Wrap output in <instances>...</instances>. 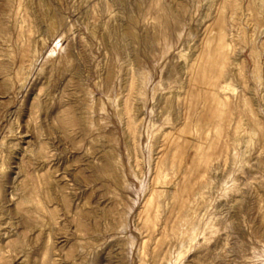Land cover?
I'll use <instances>...</instances> for the list:
<instances>
[{
	"label": "rangeland",
	"instance_id": "1",
	"mask_svg": "<svg viewBox=\"0 0 264 264\" xmlns=\"http://www.w3.org/2000/svg\"><path fill=\"white\" fill-rule=\"evenodd\" d=\"M0 264H264V0H0Z\"/></svg>",
	"mask_w": 264,
	"mask_h": 264
},
{
	"label": "bare ground",
	"instance_id": "2",
	"mask_svg": "<svg viewBox=\"0 0 264 264\" xmlns=\"http://www.w3.org/2000/svg\"><path fill=\"white\" fill-rule=\"evenodd\" d=\"M210 56V55H209ZM217 56V55H216ZM210 61V60H209ZM194 73V72H193ZM214 94V93H213ZM212 95V94H211ZM216 97V96H215ZM212 99V98H211Z\"/></svg>",
	"mask_w": 264,
	"mask_h": 264
}]
</instances>
